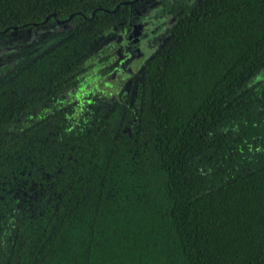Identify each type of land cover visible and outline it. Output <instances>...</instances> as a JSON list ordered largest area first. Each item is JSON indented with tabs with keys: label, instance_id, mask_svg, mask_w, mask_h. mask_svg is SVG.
<instances>
[{
	"label": "trees",
	"instance_id": "trees-1",
	"mask_svg": "<svg viewBox=\"0 0 264 264\" xmlns=\"http://www.w3.org/2000/svg\"><path fill=\"white\" fill-rule=\"evenodd\" d=\"M122 1L0 0V35L90 24L0 82V264H264V0H172L80 86Z\"/></svg>",
	"mask_w": 264,
	"mask_h": 264
},
{
	"label": "rangeland",
	"instance_id": "rangeland-1",
	"mask_svg": "<svg viewBox=\"0 0 264 264\" xmlns=\"http://www.w3.org/2000/svg\"><path fill=\"white\" fill-rule=\"evenodd\" d=\"M171 1L136 0L133 3L122 1L121 3L127 6L110 10L112 15L106 31L88 47L86 54L81 58L87 71L82 73L78 84L81 86L83 81L91 80L95 74V66L103 65L106 63L105 60L112 59L115 67L106 77L107 89L109 91L118 89L119 77H124L134 68V64L140 63L143 51L141 44L149 36L154 37L163 25L171 23V15L166 11ZM89 25L81 20L76 23L51 21L13 28L8 33L0 35V82L17 73L71 32L84 30ZM64 78L60 76L49 85L39 88L31 98L36 100L43 93L60 87ZM73 80L75 77L69 81ZM121 80L123 86L129 85L126 78Z\"/></svg>",
	"mask_w": 264,
	"mask_h": 264
},
{
	"label": "water",
	"instance_id": "water-1",
	"mask_svg": "<svg viewBox=\"0 0 264 264\" xmlns=\"http://www.w3.org/2000/svg\"><path fill=\"white\" fill-rule=\"evenodd\" d=\"M135 1H136V0H128V1H124V3H133V2H135ZM117 6H118V5H116L115 8H116ZM115 8H114V9H115ZM48 17H49V15L46 16V18L43 20V22L46 21ZM66 20H67V19H65V20H58V21L63 22V21H66Z\"/></svg>",
	"mask_w": 264,
	"mask_h": 264
},
{
	"label": "flooded vegetation",
	"instance_id": "flooded-vegetation-1",
	"mask_svg": "<svg viewBox=\"0 0 264 264\" xmlns=\"http://www.w3.org/2000/svg\"><path fill=\"white\" fill-rule=\"evenodd\" d=\"M58 21V20H57ZM60 22V21H59ZM64 22V21H63ZM136 64H134V68L131 70V71H129L127 74H126V76L128 75L129 76V74L132 72V71H134V69H136Z\"/></svg>",
	"mask_w": 264,
	"mask_h": 264
}]
</instances>
